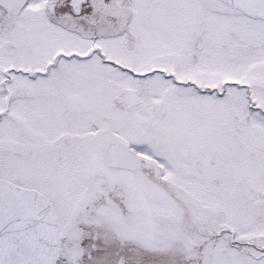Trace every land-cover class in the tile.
<instances>
[{
	"label": "snow or ice",
	"instance_id": "1",
	"mask_svg": "<svg viewBox=\"0 0 264 264\" xmlns=\"http://www.w3.org/2000/svg\"><path fill=\"white\" fill-rule=\"evenodd\" d=\"M0 264H264V0H0Z\"/></svg>",
	"mask_w": 264,
	"mask_h": 264
}]
</instances>
